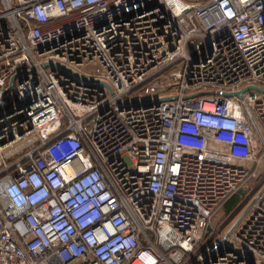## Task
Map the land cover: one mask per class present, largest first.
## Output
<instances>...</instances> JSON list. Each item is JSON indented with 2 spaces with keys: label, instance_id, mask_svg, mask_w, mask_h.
I'll return each instance as SVG.
<instances>
[{
  "label": "built area",
  "instance_id": "2783aa9c",
  "mask_svg": "<svg viewBox=\"0 0 264 264\" xmlns=\"http://www.w3.org/2000/svg\"><path fill=\"white\" fill-rule=\"evenodd\" d=\"M0 264H264V0H0Z\"/></svg>",
  "mask_w": 264,
  "mask_h": 264
},
{
  "label": "water",
  "instance_id": "95a60500",
  "mask_svg": "<svg viewBox=\"0 0 264 264\" xmlns=\"http://www.w3.org/2000/svg\"><path fill=\"white\" fill-rule=\"evenodd\" d=\"M48 66H55V67H59V68H61L60 66L55 65V64H49ZM62 69H64V68H62ZM75 76H77V77L80 78V79H83V78L79 77L78 75H75ZM96 83H100V84L105 85V86L108 87V89L111 91L110 87H109L107 84H104L103 82H99V81H96ZM13 84H14V79L11 81V83H10V87H9V89L7 90V92H10V91L12 90V88H13ZM243 93H244V91H241V92L237 93L236 95L239 96V97H242ZM226 96H229V97H230V96H232V94H226ZM163 100H164V99H160V100H152V101H144V102H141V103H142V104H150V103H153V102H155V103H159V102H161V101H163ZM137 104H139V103H137Z\"/></svg>",
  "mask_w": 264,
  "mask_h": 264
},
{
  "label": "rangeland",
  "instance_id": "374dc122",
  "mask_svg": "<svg viewBox=\"0 0 264 264\" xmlns=\"http://www.w3.org/2000/svg\"><path fill=\"white\" fill-rule=\"evenodd\" d=\"M158 97H161V96H158ZM142 99H146V97H144V98H142ZM230 208H231V206H228V207L224 210V212L227 213V212L230 210Z\"/></svg>",
  "mask_w": 264,
  "mask_h": 264
}]
</instances>
